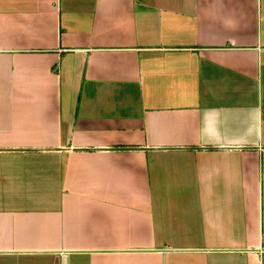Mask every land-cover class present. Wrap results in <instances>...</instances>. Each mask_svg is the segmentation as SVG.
<instances>
[{
	"label": "crops",
	"instance_id": "obj_1",
	"mask_svg": "<svg viewBox=\"0 0 264 264\" xmlns=\"http://www.w3.org/2000/svg\"><path fill=\"white\" fill-rule=\"evenodd\" d=\"M264 0H0V264H264Z\"/></svg>",
	"mask_w": 264,
	"mask_h": 264
},
{
	"label": "built area",
	"instance_id": "obj_2",
	"mask_svg": "<svg viewBox=\"0 0 264 264\" xmlns=\"http://www.w3.org/2000/svg\"><path fill=\"white\" fill-rule=\"evenodd\" d=\"M262 254L264 255V250L262 251Z\"/></svg>",
	"mask_w": 264,
	"mask_h": 264
}]
</instances>
